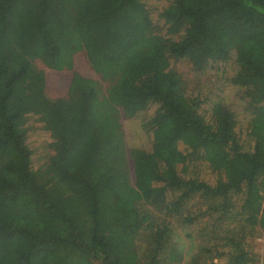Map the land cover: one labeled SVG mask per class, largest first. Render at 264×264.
Segmentation results:
<instances>
[{
	"label": "trees",
	"instance_id": "1",
	"mask_svg": "<svg viewBox=\"0 0 264 264\" xmlns=\"http://www.w3.org/2000/svg\"><path fill=\"white\" fill-rule=\"evenodd\" d=\"M260 179L264 0H0V264H257Z\"/></svg>",
	"mask_w": 264,
	"mask_h": 264
},
{
	"label": "rangeland",
	"instance_id": "2",
	"mask_svg": "<svg viewBox=\"0 0 264 264\" xmlns=\"http://www.w3.org/2000/svg\"><path fill=\"white\" fill-rule=\"evenodd\" d=\"M153 1V0H151ZM159 1V0H158ZM90 58L85 53H79L74 58V68L71 71H62L56 72L52 69L44 68L42 65H38V69H42L46 75L47 79V93L52 98H70V93L72 94L76 83L80 78H84L95 83L96 87L102 90V92L106 93L109 86H111V81L115 80L116 75H120L123 73V64L120 62V66H122V71L114 69L110 72H105V76H108L105 79L102 72H96L94 65L90 62ZM114 62L111 64H102V68L105 70L112 69ZM113 78V79H111ZM124 130L127 134L128 139H132V134L134 127L129 122L130 118L124 117L123 119ZM33 148L36 153L37 160L41 159V157H45V153L42 151L43 147H47L46 143V135L34 133L33 135ZM264 180L260 179L259 186H257V190L261 191L260 195L264 199ZM257 247L260 248L261 253L264 255V238H261L257 241ZM264 264V260L260 261L257 264ZM216 264H227L226 258L220 260L217 259Z\"/></svg>",
	"mask_w": 264,
	"mask_h": 264
}]
</instances>
